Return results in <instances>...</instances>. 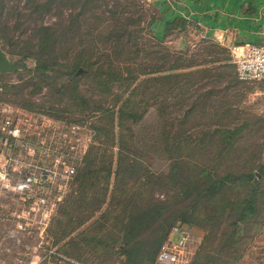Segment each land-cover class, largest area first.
<instances>
[{"label": "rangeland", "instance_id": "rangeland-1", "mask_svg": "<svg viewBox=\"0 0 264 264\" xmlns=\"http://www.w3.org/2000/svg\"><path fill=\"white\" fill-rule=\"evenodd\" d=\"M156 3L0 0L13 65L0 71V107L23 118L29 142L10 150L0 133L12 173L0 264L28 263L42 239L89 264H126L132 246L156 264L148 254L177 224L191 264H264L262 86L241 82L231 49L195 22L163 40ZM252 190L256 210L242 215Z\"/></svg>", "mask_w": 264, "mask_h": 264}, {"label": "built area", "instance_id": "built-area-1", "mask_svg": "<svg viewBox=\"0 0 264 264\" xmlns=\"http://www.w3.org/2000/svg\"><path fill=\"white\" fill-rule=\"evenodd\" d=\"M234 63L236 65L237 77L244 83H259L264 81V41L260 44L245 42L235 44L231 47ZM25 121L20 115L14 114L11 106L0 107V133L5 136L6 144L10 150L17 144L29 146L27 134L25 133ZM28 135H32L30 132ZM38 148V146H34ZM11 160V158H10ZM5 162L0 164V183L3 189L11 187L12 173L9 170V164ZM66 176L73 177L76 174V168L68 165L65 170ZM28 182L35 181V178L29 177ZM27 224L17 223V229H25ZM18 231V230H17ZM178 234L181 238L174 242L173 236ZM11 236L18 238V234L11 230ZM190 232L186 225L177 224L173 227L168 242H166L159 252L156 264H189L190 250ZM20 241V239L18 238ZM47 245V247L45 246ZM38 249L32 255L26 264H89L79 258H76L57 246H52L43 239L37 245ZM44 247V250L39 248ZM2 264H22L21 261L9 263L2 261Z\"/></svg>", "mask_w": 264, "mask_h": 264}, {"label": "crops", "instance_id": "crops-1", "mask_svg": "<svg viewBox=\"0 0 264 264\" xmlns=\"http://www.w3.org/2000/svg\"><path fill=\"white\" fill-rule=\"evenodd\" d=\"M156 1L160 15L155 22L164 29L163 40L168 36V27L174 30L182 25V21L189 20L201 25L206 37L230 49L235 44L264 41V0ZM174 19L175 23L168 26L167 22ZM253 84L262 86L260 90L264 92V81Z\"/></svg>", "mask_w": 264, "mask_h": 264}, {"label": "trees", "instance_id": "trees-1", "mask_svg": "<svg viewBox=\"0 0 264 264\" xmlns=\"http://www.w3.org/2000/svg\"><path fill=\"white\" fill-rule=\"evenodd\" d=\"M186 21L187 20H184V23ZM174 23H175V19L172 20V21H168L167 22L168 26H171ZM170 29H172V28L171 27L170 28L168 27V31ZM44 68H47V66H44ZM236 133H237V131L227 130L226 131V139L230 140V138L233 137V135L236 134ZM260 174L262 176L264 175V165L261 167ZM256 177H257V175L254 173V174H251L248 178H249V180L255 179L254 184H257L258 185L259 184V181L256 180ZM225 183H226V179H224V178H219L218 179V185H219V187L224 186ZM256 193H257L256 190H252L250 192V194L248 195V197L245 198L244 203L242 205V210H243L242 215L245 214V213H253V212H255V210H256V208H255ZM164 244L165 243H163L162 245H160V244L157 245L152 250V252L150 254H148V257L147 258H150L151 261H154L156 255L158 254V252H160V250L162 249V247H163ZM126 254H127L128 258H129V260H128V262L126 264H144L143 260H141L140 257H139L138 250L135 247L132 246V248H128ZM79 259H81V258H79ZM81 260H83V259H81ZM83 261H85V260H83ZM189 264H191V260H190Z\"/></svg>", "mask_w": 264, "mask_h": 264}, {"label": "water", "instance_id": "water-1", "mask_svg": "<svg viewBox=\"0 0 264 264\" xmlns=\"http://www.w3.org/2000/svg\"><path fill=\"white\" fill-rule=\"evenodd\" d=\"M12 69H13V65L9 61L5 52L0 49V71L8 72L11 71Z\"/></svg>", "mask_w": 264, "mask_h": 264}]
</instances>
